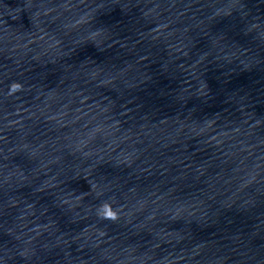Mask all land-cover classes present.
I'll return each instance as SVG.
<instances>
[{"label":"clouds","instance_id":"9594fccd","mask_svg":"<svg viewBox=\"0 0 264 264\" xmlns=\"http://www.w3.org/2000/svg\"><path fill=\"white\" fill-rule=\"evenodd\" d=\"M107 216H109L111 218H115V214L113 212H111V211L107 212Z\"/></svg>","mask_w":264,"mask_h":264}]
</instances>
